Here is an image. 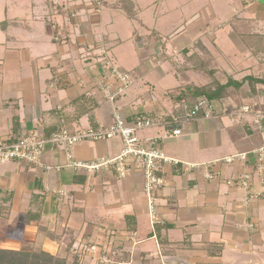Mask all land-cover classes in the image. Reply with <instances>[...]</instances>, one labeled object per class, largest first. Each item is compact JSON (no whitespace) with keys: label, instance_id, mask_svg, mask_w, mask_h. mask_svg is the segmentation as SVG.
Wrapping results in <instances>:
<instances>
[{"label":"crops","instance_id":"crops-1","mask_svg":"<svg viewBox=\"0 0 264 264\" xmlns=\"http://www.w3.org/2000/svg\"><path fill=\"white\" fill-rule=\"evenodd\" d=\"M102 55L134 72L115 100L102 86L116 90L120 82L109 78ZM230 80L214 100L219 108H264L257 81L264 80V0H0V138L105 126L119 113L128 121L168 118L185 85L214 90ZM182 130L168 137L154 126L139 136L180 160L217 163L187 172L164 164L155 219L141 171L125 178L76 172L58 145H47L41 163L2 164L0 246L80 264H264V180L253 153L264 127L254 116L221 114L191 119ZM122 148L115 137L71 151L91 161ZM239 152L248 159L222 161ZM247 171L255 175L249 189L237 182Z\"/></svg>","mask_w":264,"mask_h":264},{"label":"built area","instance_id":"built-area-1","mask_svg":"<svg viewBox=\"0 0 264 264\" xmlns=\"http://www.w3.org/2000/svg\"><path fill=\"white\" fill-rule=\"evenodd\" d=\"M99 61L108 72L109 78L120 82L116 90L110 82H106L102 86L105 98L115 100L118 94L134 82V74L132 71L116 65L111 56L102 55ZM177 107L182 110L171 114L168 118L141 116L133 121H128L119 113L111 124L105 126L76 131L61 128L49 136L34 132L21 137L0 138V166L9 161L41 163L47 145H58L68 150V165L76 172L83 171L90 174L112 171L119 178H125L134 171H141L145 178V194L149 212L155 219L158 191L165 184L164 164L181 166L187 172L203 170L206 167L212 168L217 161L206 164L180 160L168 155L157 139H143L139 136V132L154 126H163L168 137H175L183 133V123L203 116L214 117L221 114H227L238 120H242L246 116H254L255 123L264 127V108L257 104H243L233 108L223 105L219 108L216 101L204 97L190 105L184 104V101L179 102ZM115 137L121 138L123 142L122 150L116 155H102L91 161H84L77 159L71 151L75 145L81 142L111 140ZM253 153L257 159L255 172L264 180V144ZM248 157L249 152H239L222 158V161L226 164H233L238 161H246ZM206 176L213 178L210 172H207ZM254 176L252 172H244L237 182L249 189ZM92 248L95 249V247Z\"/></svg>","mask_w":264,"mask_h":264},{"label":"trees","instance_id":"trees-1","mask_svg":"<svg viewBox=\"0 0 264 264\" xmlns=\"http://www.w3.org/2000/svg\"><path fill=\"white\" fill-rule=\"evenodd\" d=\"M128 14L134 17L132 10L128 9ZM259 82H264V80H257ZM234 83L233 81H228L224 85H221L213 90L212 87H202L194 84L185 85L175 99L184 104H193L201 98H208L209 100H215L222 98L226 95V88L229 84ZM236 85L243 83L235 82ZM182 109L177 107L174 113H178ZM0 264H80L79 258L75 257L72 262H70L67 256H60L57 254H52L47 251H35L29 248L25 249H7L0 247Z\"/></svg>","mask_w":264,"mask_h":264},{"label":"rangeland","instance_id":"rangeland-1","mask_svg":"<svg viewBox=\"0 0 264 264\" xmlns=\"http://www.w3.org/2000/svg\"><path fill=\"white\" fill-rule=\"evenodd\" d=\"M73 1H76V0H73ZM78 1H80L82 4H90V3L92 4L94 1H100V0H78ZM130 71H132V73H134L133 70H130ZM0 247H1V246H0ZM2 248L19 250V249H25L26 247H23V248H19V249H17L16 247H13V246L7 245V246L2 247ZM28 248L34 250L32 247H31V248L28 247ZM35 251H36V250H35ZM41 251H43V250H41ZM71 260H72V259H71ZM70 262H71V261H70Z\"/></svg>","mask_w":264,"mask_h":264}]
</instances>
